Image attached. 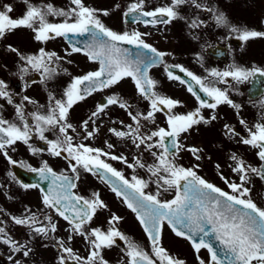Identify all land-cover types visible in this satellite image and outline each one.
<instances>
[{
	"label": "snow or ice",
	"instance_id": "snow-or-ice-1",
	"mask_svg": "<svg viewBox=\"0 0 264 264\" xmlns=\"http://www.w3.org/2000/svg\"><path fill=\"white\" fill-rule=\"evenodd\" d=\"M20 2L25 5V10L18 17L13 16L12 4H0V40L24 29L29 30L32 39L41 45L57 38L70 45V50L65 49V56L43 46L27 54L11 44L7 45L6 51L17 59L14 75L21 81L30 73H36L40 77L39 83L47 87L49 82L67 72L62 65L71 63L66 57L74 53L83 54L98 64V68L73 77L59 98L48 92L46 104H40L28 95L19 96L17 102V94L10 90L4 79H0V101H3L0 103V156L10 165H16L18 162L9 153L16 151L17 143L26 145L33 155L39 154L43 149L30 143L36 134L46 142L50 156L60 158L66 154L62 158L68 161V170L59 173L50 167L47 160L39 168L19 162L21 167L38 173L49 184L46 190L39 184H21L24 189H39L43 209L38 213L26 208L24 215L12 216L11 220L16 225L27 226L35 236L55 240L58 264H110L105 251L113 248H119L121 252L117 264H187L186 259L164 246L165 229L188 242L196 264H264V207L252 198L253 179L264 182V122H255L249 127L240 119L239 124L246 135H241L232 125H223L225 137H239V143L254 150L259 161L258 166H254L232 153L227 166L235 179L218 172L227 190L198 174L203 149L182 142V138L195 126L217 121V109L222 105L239 114L241 105L235 103L229 94L230 89H234L231 82H248L257 75L264 77V68L233 63L224 70L204 68L206 75H197L180 64L166 63L165 57L170 53L159 51L147 42L150 32L137 29L117 32L106 26L100 17L108 16L109 12H101L86 0H67L63 7L47 0ZM146 4L147 0H133L128 4L123 12L126 22L130 18L132 23L143 24L147 28L167 26L180 19L185 20L189 29L195 30L205 26V21L197 15L202 12L211 14L215 25L228 31L226 38H231L232 34L243 42L264 38V31L233 24L209 0H169L167 4L153 6L150 10H146ZM184 7L192 10L187 18L180 12ZM56 18H59L58 22H54ZM75 37L87 38L77 41ZM124 45L134 46L135 51ZM159 65H163L168 80L186 86V91L197 102L193 110L176 111L183 106L181 101L157 91L158 81L149 73L151 68ZM3 68L0 65V69ZM177 69L185 74L184 77L175 74ZM126 78L132 80L137 96L147 102L146 110L135 109L114 93L105 97L104 102L97 103L95 110L79 127L71 122L70 112L74 105ZM36 82L26 81L25 89ZM28 105H32L34 110L28 111ZM6 106L13 109L12 119L4 115ZM113 106L125 112L126 120L111 121L115 126L108 127L105 134L134 150L131 161L127 155L117 154L114 151L116 145L109 139L104 140L107 150L90 143L100 134L103 119ZM261 107L264 108V101ZM204 110H209L207 116ZM158 114L164 117L165 126L157 123ZM260 119L264 120V116ZM45 133H51L55 138L48 139ZM184 152L190 153L197 163L189 167L181 164L179 160ZM109 161L125 165L133 174L126 176L122 169H117ZM215 167L220 169L219 164ZM137 169L143 170L145 176L137 174ZM80 170L106 184L131 210L146 235L147 247L121 231L119 225L123 218L115 213L105 221L106 226H92L98 211L107 210L108 206L99 192L85 197L75 191ZM8 176L13 181L17 179L12 172ZM150 185H155L154 191L149 190ZM166 193L173 195L162 198ZM60 219L66 222L68 235L66 239L57 240L51 234L57 232ZM3 223L0 220V245L8 246L13 254H19L20 258L15 259L14 264H26L32 247L28 242L14 239L2 226ZM75 238L84 242L85 254L71 246ZM119 242H123V247ZM203 251L207 252L206 258Z\"/></svg>",
	"mask_w": 264,
	"mask_h": 264
},
{
	"label": "flooded vegetation",
	"instance_id": "flooded-vegetation-1",
	"mask_svg": "<svg viewBox=\"0 0 264 264\" xmlns=\"http://www.w3.org/2000/svg\"><path fill=\"white\" fill-rule=\"evenodd\" d=\"M225 1H226L225 4H223L222 6L220 2H217V0H209L210 3L214 4L221 11H223L233 24L241 27H246L240 17V14L243 13L240 3L243 0H234L233 2H231L232 0H225ZM4 3L12 4L14 8V12H13L14 17L16 16V14L20 13V11L25 10V5L21 2L11 0L9 2L4 1ZM255 4L258 5L257 2H255ZM21 5H24V7H21ZM146 10H150L148 4H146ZM197 15H199L200 19L205 21V26H202L195 30H191L184 23L181 22L171 23L168 25V26H172L171 30L173 31V36H171V38L163 37L162 33H164V31L167 28V26L165 25H157L156 27L149 26L146 28L143 24L125 23L124 29H121V32L125 30L131 31L133 29L140 30L141 32H150L151 35L146 38L147 42L152 44L159 51L170 53V55L165 57L166 63L180 64L190 71L191 69L189 65H186L183 62L175 59L174 51L176 50V47H180L181 49L180 51L186 52L187 54L191 52L193 55V65L195 67L196 66L201 67V62H202L203 64L202 70H204V68H209L208 65L211 66L210 68H218L220 70H224L230 64L235 63L240 65L239 63L243 64L247 62L248 60L247 56L250 55L254 56L253 54L251 53L248 54L246 52L247 46L253 45L252 40H249L247 42L240 41L239 39L236 38L235 34H232L231 38H226L229 36L228 31L224 28L217 27L215 25V22L212 20L211 14L198 12ZM14 36L17 37L26 36L23 38L30 39L31 41H33L32 33L29 30L22 29L21 33L17 32L16 35L15 33L8 35L5 40H9V41L5 46L11 44L12 46L17 47L24 53L27 54L34 53L31 52L32 49L30 48L25 49L23 47L22 44L23 42H21L22 38L18 37L15 39H8L9 37H14ZM194 36L196 37L195 39L193 38ZM10 40H15V42H12ZM165 40L170 42L173 41V42L169 43ZM34 44L36 45V51L39 49V47L43 46L47 50L55 51L61 56H65V49L70 50V46L62 38L51 40L46 45H41L38 42H35ZM223 53L227 54V57L224 59H222ZM66 60L71 61V63L65 62L62 65L63 68L67 69V72L62 73L57 78V80L49 82L47 87H45L44 85L39 83V79H40L39 74L30 73L28 76L25 77L24 81H21L17 75H14V73L17 72V68H16L17 59L14 54L7 52L5 48L3 51H0V65L4 66L3 69H0V79H4L9 84L10 90L17 94V102L19 96L28 95L32 99L36 100L38 103L46 104L48 92H52L53 94L56 93L55 92L56 86L54 85L56 82L60 80L64 81L63 79H66L68 85L69 75L72 72L77 71L80 72L79 75H83L88 71H94L98 68V64L89 61L81 53H74L71 56H67ZM260 64L263 63L260 62ZM197 67L193 68V72L195 74L201 76L206 75L205 71L202 72V70L200 69L197 70ZM258 67L264 68V64ZM150 75L153 77V79L158 81V85H157L158 92H160L163 95L169 96L171 98L175 96L176 93L172 91L170 87H167L166 91H161L163 84L169 83L168 81H165L166 73L164 72L163 65H159L157 67L151 68ZM33 77H35V79H33ZM262 78L263 77H261V83L264 84ZM32 80H35L37 82L30 84V86H28L25 89V82ZM250 81L251 78L248 82L238 83L239 85L244 86L243 87L244 92L247 91L248 85H250ZM113 87L123 90L122 95L126 97L127 101L131 103L135 109L139 111L146 110L147 108L146 101H143L138 96L137 99L139 100H134V84L130 78H126L122 80L120 83H118ZM112 88L105 89L102 92L94 93L93 95L87 97L84 101H81L78 104L74 105L73 109L70 112L71 122L74 125H77L78 122H82L83 117L87 118V116L89 115V113H87L86 111L90 112L92 110H95V106L97 105V103L104 102L105 97L112 95L114 93L121 96V93H118L117 91L112 92L111 90ZM56 96H58L57 93ZM93 96L96 98V100H89V99H93L91 98ZM263 99H264V95H260L253 100H263ZM193 100H194L193 102V109H194L197 106V102L195 101L194 97ZM247 101H252V100L248 98ZM0 103H3V101H0ZM27 110L33 111L34 108L32 105H28ZM115 114H118V116L125 115L126 117L125 112L117 107H115ZM208 114H209V110H204V115L207 116ZM4 115L7 118L12 119L14 117L13 109L11 107L6 106V112L4 113ZM159 116L163 117L162 115ZM31 122L32 121L30 119V123ZM233 126L240 133L246 132L243 126H239V125H233ZM249 127H251V125ZM202 129L205 130L206 125L201 124L199 126H195L193 128V136H198L199 132H201ZM45 135L48 137V139L55 138L54 135L51 133H45ZM30 143L33 145V147H36L38 149H43V151H41L37 155H33L26 145H24L23 143H17L16 151L13 152L15 159H18L17 153L19 152L21 154L22 161L26 165H29L31 167H40L41 163L44 160H47L50 167L57 170L58 172L68 170V161L62 158L63 155L66 154H62V157L60 158L50 156L47 151L48 146L46 142L41 141L38 138V135L36 134H33ZM95 145L96 146L94 147H101L107 150L106 146L103 144H95ZM22 149L23 152L21 153ZM1 161L4 164L6 163V160H1ZM109 162L112 163L113 166L116 167L117 169H123V167L125 166L116 161H109ZM30 163H34V165H31ZM125 175L127 176V174ZM204 178L206 179V177ZM208 181L227 190L226 186L224 184L218 183V181L215 182L210 180ZM75 191H77L79 195H83L85 197H91L92 193L99 192L101 199L108 206L107 210L98 211L97 216L92 225L93 227L98 225L106 226L105 221L110 217L112 213H115L123 218L119 225L121 231H123L126 235L136 240L142 246L145 247L148 246L146 235L144 234L138 221L135 219V215L131 212V210L127 209L126 206L121 202V199L116 197L115 194L110 191V188L102 181H100L97 177H94L93 175L89 173H85L83 170H80V179L79 181H77V189ZM256 194L254 195L255 201L257 198ZM22 205H23L22 210L11 209L0 198V220L4 221L2 226L6 228V230L14 239L21 242H28L32 247V253L28 258H26V264H58L57 262L58 249L54 247L55 240L47 239L41 236H35L34 234L31 233L30 229L27 226L16 225L11 220L12 216L20 217L24 215L26 208H30L33 211L39 213L43 209L41 199H40V204L38 205H36V203L31 202L30 200L27 201L24 200L22 202ZM65 228H66V222L60 219L58 223L57 232L51 235H54L57 240L61 238L66 239L68 233L65 231ZM179 240L182 241L183 244L185 243L188 244L187 241L176 237L170 230L165 229L163 236L164 246L168 248L170 252H172L173 254L186 259L187 264H195L196 262L194 260L193 252L190 258L183 257L180 254L181 247L178 243ZM119 243L121 247H123V242H119ZM71 246L75 250H77L80 254L82 255L85 254L86 246L80 238H75L71 242ZM10 256H12L13 259H9ZM120 257H121V252L119 248H113L111 250L105 251V258L109 260L110 264H117V261L120 259ZM17 258H20L19 254H13L8 246L0 245V264H14V260Z\"/></svg>",
	"mask_w": 264,
	"mask_h": 264
},
{
	"label": "rangeland",
	"instance_id": "rangeland-1",
	"mask_svg": "<svg viewBox=\"0 0 264 264\" xmlns=\"http://www.w3.org/2000/svg\"><path fill=\"white\" fill-rule=\"evenodd\" d=\"M4 1L9 2L11 0H0V4H4ZM15 1L20 2V0H15ZM32 1L36 2V0H32ZM153 1L152 2L147 1V4L153 5ZM157 1H159V4H167L169 2V0H163V1L157 0ZM233 1L234 0H232L231 2ZM257 1L261 3V5H259L260 6L259 10H260L261 15L259 13V10L256 8L257 5L255 4L254 0H243L240 3L241 9L243 12L242 14H240V17L248 29L263 31L261 16L262 17L264 16V0H257ZM47 2H51L57 7H63L66 5L67 0H47ZM131 2H133V0H86L87 4L100 10L101 12L103 10H107L109 12V15L108 16L101 15L100 18L102 19L103 23L106 26L112 28L115 31H119V32L121 30V24L123 25L122 29H124V26H125V23L123 22V19H122L123 11L127 7V5L130 4ZM217 2H220L221 5L223 6V4H225L226 1L217 0ZM116 4H119L120 7L116 8L115 7ZM21 7H24V5H21ZM23 11H20V13L16 14V16L22 15ZM191 11L192 10H190L187 7L180 9L181 15L185 16L186 18L191 15ZM180 21L185 22V20H180ZM172 23H174V21ZM171 27L172 26L167 25L166 30L164 31V33H162L163 37L165 38L171 37V34L168 35L170 32H172V30H170ZM17 32L21 33L22 30H17L15 32V35ZM18 37L14 36V37H9L8 39H15ZM23 37H26V36L20 37L22 38L21 42H23L22 43L23 47L25 49H28V48L32 49L31 52H36V45L34 44L35 41L33 40L34 41L33 43V41H31L30 39H24ZM10 41L15 42V40H10ZM167 42L172 43L173 41L171 42L167 41ZM252 44L254 46L253 45L247 46L246 52L248 54L251 53L254 56L250 55L251 57L248 58L249 62L246 63V66L242 63H239L241 66H244V67L255 66V64L253 63V60L256 61V65L258 66L264 64V53H263L264 52L263 51L264 50V38L252 39ZM174 56H175V59H177L178 61H181L186 65H189L192 70L193 68L197 67L193 65V55L191 52L187 54L186 52L180 51V47H178L174 51ZM260 62L263 64H260ZM208 67L210 68L211 66L208 65ZM199 69L202 70V67L198 66L197 70ZM202 72H204V70H202ZM79 74L80 72H77V71L72 72L69 75V83L71 82V79L73 77ZM63 80L64 81L60 80L54 84L56 86L55 92L57 93L58 98L62 95L63 90L67 87L66 79H63ZM169 82H171L174 85V86H170V89L174 91L175 93H177L179 97L183 98V100L179 99V101H181L183 106L178 107L176 111L180 113H184V112L193 110L194 100L192 99L190 94L186 90L181 89L182 85L179 84L178 82H174V81H169ZM232 84L234 85V89H230L229 94H230V97L233 98L235 103L241 105L239 114H237L236 110L232 109L231 107L227 105H222L217 109L218 115L220 114L219 115L220 117L218 118L217 121H214L209 125H206V129L205 130L202 129L201 132H199L198 136H193V129H192L190 133L186 134L182 138V142L188 145H195L203 149V152H202L203 158L199 162L200 164V169L198 172L199 175H205L207 180L214 181V182L218 181V183H221V184H224V183L218 176L219 171H222L224 176L229 177L231 179H235V176H233V174L231 173L230 169L227 166L230 163L229 156L232 153L238 154L239 156L243 157L249 163H252L254 166H258L259 164V161L257 160L255 156V151L250 149L248 146L240 144L239 137L235 139H228L225 137V135L223 134V125L227 123L232 126L233 125L242 126L239 124L240 119H243L248 126L250 125L252 126L255 122H264V120L260 119L261 116H264V108L261 107V102L264 101V99L255 100V101H247L245 93H244V89H243L244 86L239 85L236 82H232ZM111 90L112 92L117 91L118 93H121V97L127 100L126 97L122 95L123 90L114 88V87ZM166 90H167V87L165 84H163L161 91H166ZM179 97L175 96L173 99L178 100L177 98ZM91 98L93 99H89V100H96L94 96ZM134 100H139L137 99L136 90H134ZM86 112L89 114L91 113V111L90 112L86 111ZM84 119L86 118L83 117V120ZM121 119L126 120L125 115L118 117V114H115V107L110 108L107 112V116H105L103 119L100 134L95 139L90 141V143L93 146H96L95 144L105 145L104 140L109 139V137L105 134L107 128L110 126H115L111 123V121H118ZM80 123L81 122H78L76 126L79 127ZM157 123L159 124V126H165L163 118L158 117ZM205 133L206 135L205 137H203V134ZM241 135H246V132L241 133ZM109 142L116 145L114 149L116 153L118 154L123 153L124 155H127L129 157V160L131 161L134 150L126 148L125 145L123 143L118 142V140L115 137H111L109 139ZM22 152H23V149L21 150V153ZM9 154L13 155L14 153L10 151ZM18 154L20 153L18 152L17 156ZM18 160L21 161L19 158ZM149 162H151V160H149ZM179 162L183 164L185 167H189L192 164L197 163V161H195L192 158V155L187 152H184L181 154ZM30 164L34 165V163H30ZM216 164L220 165V169H217L215 167ZM123 170L125 174L127 173L131 174V172H129L131 169H128L126 166L123 167ZM137 171L139 173L141 172V174L139 175L145 176V173L143 172V170L137 169ZM9 172L10 171L8 169V166L7 165L4 166V163L0 160V185H3V187L0 188V198L4 201V203H6L9 206V208L16 209V210L23 209L22 202L24 200L25 201L30 200L31 202L36 203V205L40 204V199H41L40 192L36 188L24 189L23 187H21L19 182L13 181L11 177L8 176ZM149 190L154 191L155 185H150ZM255 194L257 195L255 202L260 205L259 202L264 201L262 197L264 196V186L258 178H254L252 181V198L253 199H254ZM172 195L173 193H166L162 195V198H171ZM9 197H11V199H9ZM262 206L264 207V202L262 203ZM178 243L181 247L180 254L183 257L190 258L192 256V249L190 245H188L187 243H185L186 244L185 245L180 240ZM202 255L206 258L207 252L203 251Z\"/></svg>",
	"mask_w": 264,
	"mask_h": 264
},
{
	"label": "water",
	"instance_id": "water-1",
	"mask_svg": "<svg viewBox=\"0 0 264 264\" xmlns=\"http://www.w3.org/2000/svg\"><path fill=\"white\" fill-rule=\"evenodd\" d=\"M257 77L258 75L256 76V79ZM255 81L253 79V84H252L251 89H249V92H251V90H254L256 88L257 84ZM12 167L18 179L24 184H39L41 188H44L45 190L47 189L49 182L42 180L38 173L31 172L28 169L23 168L18 164L12 165Z\"/></svg>",
	"mask_w": 264,
	"mask_h": 264
}]
</instances>
